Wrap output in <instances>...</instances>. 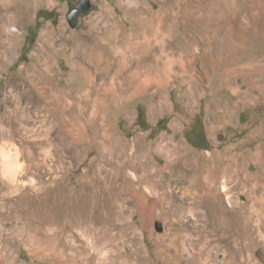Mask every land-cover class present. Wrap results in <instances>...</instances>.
<instances>
[{
	"label": "rangeland",
	"instance_id": "374dc122",
	"mask_svg": "<svg viewBox=\"0 0 264 264\" xmlns=\"http://www.w3.org/2000/svg\"><path fill=\"white\" fill-rule=\"evenodd\" d=\"M78 2L0 1V264H264V0Z\"/></svg>",
	"mask_w": 264,
	"mask_h": 264
},
{
	"label": "bare ground",
	"instance_id": "6f19581e",
	"mask_svg": "<svg viewBox=\"0 0 264 264\" xmlns=\"http://www.w3.org/2000/svg\"><path fill=\"white\" fill-rule=\"evenodd\" d=\"M1 1V0H0ZM5 1V0H4ZM157 18V16H152V18L150 20H153ZM163 21V20H162ZM152 23V22H151ZM144 24V23H143ZM147 25V24H146ZM142 30H140L139 32H141ZM108 34L110 37H114L116 35H122L124 36L125 40L129 41V38H131V35L130 34H126V32L120 30V29H108L107 30ZM143 32V31H142ZM141 32V33H142ZM112 39V38H111ZM120 39V38H119ZM108 40V39H107ZM105 40V41H107ZM126 41V42H127ZM100 45V44H99ZM133 46V45H132ZM147 46V45H146ZM101 47V46H99ZM97 46V44H95L94 46H91L90 49H89V52H87V55L88 57L94 62V65H100L99 62H101L106 56H108V52L106 51H103L101 48H99ZM134 47V46H133ZM135 47H137L135 45ZM151 47V46H150ZM138 48V47H137ZM134 50V49H133ZM137 52V50H136ZM135 52V53H136ZM46 63L48 64L49 61H46ZM109 63V61H108ZM121 63V62H120ZM119 71V70H118ZM131 76V75H130ZM87 77L90 78V81L92 80V77H93V73L91 72H88L87 73ZM127 79V78H126ZM129 79V78H128ZM131 81V80H130ZM145 83V82H144ZM144 83H139V91H142L144 89V87L147 85H145ZM43 88H45L44 85H42ZM114 87V86H113ZM111 88H106V91L109 92L111 91L110 90ZM115 89V87L113 88ZM116 90V89H115ZM105 91V93H107ZM110 93V92H109ZM108 94V93H107ZM113 94V93H112ZM47 96V95H46ZM45 95H43L44 98L46 99H49L51 100V98L49 96L46 97ZM65 97V96H64ZM104 99H99L97 101V105H96V108L99 107L100 109V106H103V101ZM106 103V102H105ZM99 113L98 110H96V113H94L95 115H97ZM182 147H180L179 145L176 146V150L179 151L181 150ZM186 152H187V149H184ZM180 155V154H179ZM188 155H190L188 153ZM3 158L6 160H11V154L6 152V150L4 151L3 150ZM178 158V156H177ZM9 161V162H11ZM13 162V161H12ZM11 162V163H12ZM183 166L185 169H188L190 170L189 173H186L184 170L182 171V174H181V180H188L189 184H190V187L189 188H184L182 191H181V195L179 196L181 199L183 198H188L191 200V202L188 204V209L190 210L191 214L194 215V213L196 211H199L197 209L200 208L199 206V201H198V198H201L202 200L205 199L206 197H212L213 198V195L214 196H219L218 194L222 193L225 195V198L226 200L229 202V203H232V200H231V195L229 193V187H228V184L225 182V183H222L220 185H218L217 183L218 182H213V170H211L209 167L203 171V168L200 167V165L198 164V161L194 158L193 155H191L190 159H186L184 160L183 162ZM241 168V167H239ZM16 170L20 171V167L19 165L16 164V167H15ZM227 172L226 171V168H223V172L222 173H225ZM224 175H222L221 177H223ZM253 176V175H252ZM250 178V177H249ZM139 179V178H138ZM252 179V178H251ZM263 179V178H262ZM153 180V178L151 180H149L150 184L151 185H148L144 188V190L147 192L145 195H147L145 198H144V203H145V206L146 207H150L151 204H153V206L151 208H155V207H160L161 205H163L164 203L166 202H169L172 197L176 194V192H171L170 193V190H166V191H163L162 193H159V192H155L156 189H158L157 187L161 184L159 182H157V180L154 182H151ZM179 180L178 182H180V185H182V181ZM159 181V180H158ZM224 182V181H223ZM163 185V184H161ZM196 185H200L199 188L195 189V186ZM170 188V187H169ZM255 189V188H254ZM178 193V192H177ZM143 195V194H142ZM170 197V198H169ZM141 198V197H140ZM169 198V199H167ZM139 201V200H138ZM183 208V206H178V208ZM147 209V208H146ZM155 210V209H153ZM153 210L151 209L150 211L153 213ZM174 210V209H173ZM177 210V209H175ZM190 214V213H189ZM202 216L205 214L204 212H201ZM152 215V214H151ZM254 215V214H253ZM198 216H200V212L198 213ZM255 217V216H254Z\"/></svg>",
	"mask_w": 264,
	"mask_h": 264
},
{
	"label": "water",
	"instance_id": "95a60500",
	"mask_svg": "<svg viewBox=\"0 0 264 264\" xmlns=\"http://www.w3.org/2000/svg\"><path fill=\"white\" fill-rule=\"evenodd\" d=\"M91 5V0H79L77 6L71 10L68 16L71 28L77 26L79 18L90 11Z\"/></svg>",
	"mask_w": 264,
	"mask_h": 264
},
{
	"label": "crops",
	"instance_id": "0c3cea01",
	"mask_svg": "<svg viewBox=\"0 0 264 264\" xmlns=\"http://www.w3.org/2000/svg\"><path fill=\"white\" fill-rule=\"evenodd\" d=\"M1 159H3L2 149H1ZM0 257L2 259H7V260H5L6 262L8 261V258H11V256L6 251H2ZM6 262H5V264H6Z\"/></svg>",
	"mask_w": 264,
	"mask_h": 264
}]
</instances>
